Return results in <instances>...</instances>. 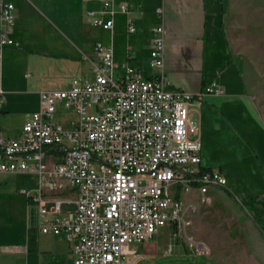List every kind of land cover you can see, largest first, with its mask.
<instances>
[{"label": "built area", "instance_id": "1", "mask_svg": "<svg viewBox=\"0 0 264 264\" xmlns=\"http://www.w3.org/2000/svg\"><path fill=\"white\" fill-rule=\"evenodd\" d=\"M119 8L130 12L126 3ZM103 12L109 19L95 23L112 28L111 1ZM14 22V4L0 0V59L5 47L18 46ZM136 29L129 16L127 31ZM151 31L152 72L117 63L111 46L96 43L92 80L73 77L65 88L40 91V107L20 135L0 133V173L35 179L21 191L37 204L41 231L64 235L74 264H135L139 245L167 224L208 254L188 233L181 193L196 187L207 201L211 185H228L222 171L202 170L198 147L190 146L191 105L223 89L215 81L197 95L171 88L163 21ZM66 111L77 117L63 124L58 115Z\"/></svg>", "mask_w": 264, "mask_h": 264}, {"label": "crops", "instance_id": "2", "mask_svg": "<svg viewBox=\"0 0 264 264\" xmlns=\"http://www.w3.org/2000/svg\"><path fill=\"white\" fill-rule=\"evenodd\" d=\"M5 1L15 6L10 35L18 46L2 50L0 99L4 101L0 109L4 106L8 110L9 99L18 93L62 89L73 77L92 80L97 61L94 46L99 42L113 48L117 63L127 62L152 72L148 59L151 28L163 21L165 70L171 88L197 95L215 81L223 89L221 95L204 94L200 103L195 101L191 105V118L205 101H212L226 114L234 115L235 109L241 110L243 116L241 103L243 98H249V106L259 111L244 75L234 32L249 29V13L263 12L264 0H109L115 13L113 27L107 29L95 23V18L110 17L103 12L106 0ZM122 3L129 5V13L120 10ZM129 16L137 28L132 33L127 31ZM217 26L222 28L228 48L227 60L215 48L217 40L212 31ZM129 48L134 50L133 56H129ZM237 115L232 118L233 126L241 133ZM201 165L204 166L202 158ZM16 174L21 173H0V187L11 182ZM14 180L17 182L12 181V190L8 192L10 200L0 202V264H74L64 235L41 231L37 204L26 195H19L25 185L19 182L20 178ZM147 244L148 241L143 243L139 250Z\"/></svg>", "mask_w": 264, "mask_h": 264}, {"label": "rangeland", "instance_id": "3", "mask_svg": "<svg viewBox=\"0 0 264 264\" xmlns=\"http://www.w3.org/2000/svg\"><path fill=\"white\" fill-rule=\"evenodd\" d=\"M212 32L217 40L215 48L227 60L222 28L217 26ZM234 33L249 90L264 118V11L249 13V29ZM3 101L0 99V103ZM8 102V110L4 106L0 109V132L17 138L28 113L40 107V93H18ZM203 103L191 118V147H198L204 166L222 169L228 185H211L207 201L202 200L204 195L196 187L181 194L184 215L191 221L188 233L208 254H199L185 236L174 237L167 224L156 231L146 248L140 249L143 256L135 264H264V120L256 108L249 106V98H243L244 115H240L241 110L233 111L240 119L238 133L233 126L234 115L226 114L212 101ZM58 117L66 124L77 114L66 111ZM14 177L20 178L24 188L36 186L31 175L16 174L0 187V202L4 204L10 200L12 181L17 182ZM18 193L25 195L21 190Z\"/></svg>", "mask_w": 264, "mask_h": 264}, {"label": "trees", "instance_id": "4", "mask_svg": "<svg viewBox=\"0 0 264 264\" xmlns=\"http://www.w3.org/2000/svg\"><path fill=\"white\" fill-rule=\"evenodd\" d=\"M208 169H210L209 167H206V166H203L202 167V170H208ZM178 238V237H177Z\"/></svg>", "mask_w": 264, "mask_h": 264}]
</instances>
